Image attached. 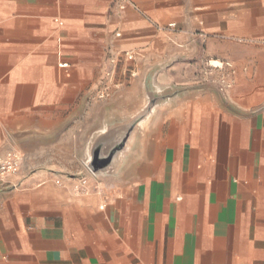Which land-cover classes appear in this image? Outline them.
<instances>
[{
  "label": "crops",
  "instance_id": "0c3cea01",
  "mask_svg": "<svg viewBox=\"0 0 264 264\" xmlns=\"http://www.w3.org/2000/svg\"><path fill=\"white\" fill-rule=\"evenodd\" d=\"M11 150L0 264H264V0H0Z\"/></svg>",
  "mask_w": 264,
  "mask_h": 264
},
{
  "label": "water",
  "instance_id": "95a60500",
  "mask_svg": "<svg viewBox=\"0 0 264 264\" xmlns=\"http://www.w3.org/2000/svg\"><path fill=\"white\" fill-rule=\"evenodd\" d=\"M153 109L151 102L130 120L108 127L99 134L92 143L90 157L87 161L88 167L95 174L115 173L116 167L132 143L133 133L140 121Z\"/></svg>",
  "mask_w": 264,
  "mask_h": 264
},
{
  "label": "built area",
  "instance_id": "2783aa9c",
  "mask_svg": "<svg viewBox=\"0 0 264 264\" xmlns=\"http://www.w3.org/2000/svg\"><path fill=\"white\" fill-rule=\"evenodd\" d=\"M173 24L174 23H171V25ZM117 35L120 36L121 33L118 32ZM21 164L22 155L16 150L9 151L4 158L0 159V189L5 185V183H7L10 177L20 173ZM90 172L95 174L91 171V169Z\"/></svg>",
  "mask_w": 264,
  "mask_h": 264
},
{
  "label": "rangeland",
  "instance_id": "374dc122",
  "mask_svg": "<svg viewBox=\"0 0 264 264\" xmlns=\"http://www.w3.org/2000/svg\"><path fill=\"white\" fill-rule=\"evenodd\" d=\"M217 76H221V75H215V79L217 78Z\"/></svg>",
  "mask_w": 264,
  "mask_h": 264
}]
</instances>
